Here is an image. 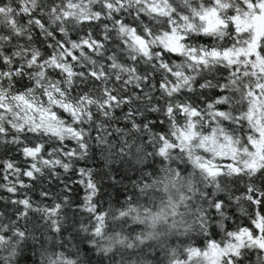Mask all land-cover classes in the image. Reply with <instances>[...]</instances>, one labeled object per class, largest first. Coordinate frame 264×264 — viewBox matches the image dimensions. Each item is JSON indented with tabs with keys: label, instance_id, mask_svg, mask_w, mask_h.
Here are the masks:
<instances>
[{
	"label": "snow or ice",
	"instance_id": "obj_1",
	"mask_svg": "<svg viewBox=\"0 0 264 264\" xmlns=\"http://www.w3.org/2000/svg\"><path fill=\"white\" fill-rule=\"evenodd\" d=\"M0 264H264V0H0Z\"/></svg>",
	"mask_w": 264,
	"mask_h": 264
}]
</instances>
